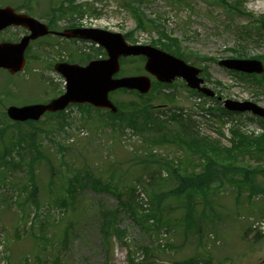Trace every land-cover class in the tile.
Instances as JSON below:
<instances>
[{"label": "rangeland", "instance_id": "obj_1", "mask_svg": "<svg viewBox=\"0 0 264 264\" xmlns=\"http://www.w3.org/2000/svg\"><path fill=\"white\" fill-rule=\"evenodd\" d=\"M69 1L0 0V7L19 8V12L48 23L54 31L74 27L121 34L131 31L126 39L129 44L142 42L174 56L178 53L183 56L180 59L202 69L204 85L222 99L247 100L264 107L263 80L217 64L224 58L252 59L264 55V27L258 21L264 18V0H133V7L139 8L142 17L152 21L146 22L145 28H136L133 11L123 4L126 0ZM238 1L243 12L232 7ZM60 4L67 9L76 7V12L59 14V10L53 9L56 20L50 23V9H58ZM25 33L21 27L8 28L0 33V40L15 42ZM71 42L49 35L40 37L29 44L21 73L10 75L0 69V129L4 131L0 132V156L2 148L8 149L6 164L0 163V249L5 244L8 263L182 264L191 257L195 264H264V229L263 236L257 238L252 227L264 221V173L255 171L251 175L261 189L251 199L246 196L247 185H239L238 191L228 176L222 186L214 183L210 191L201 193L204 202L200 194L193 195L189 218L184 216L185 197L164 194L176 185L167 162L194 172L200 171L203 164L197 153L172 140L182 129L169 119L171 112L188 127V134L196 138L207 135L206 141L226 149L236 140L232 131L247 139L260 137L259 118L249 113L241 118L231 116L232 123L226 131L221 102L210 99L206 104L214 114L204 129L200 113L193 105V92L182 79H176L169 86L155 84L153 92L143 97L131 91H115L111 95L122 114L130 106L150 101L154 105L153 115L166 121L164 130L160 127L155 132L135 133L125 128L129 126L124 121L111 118L105 111L80 105L71 106L62 116L59 115L63 113H46L36 122L17 124L8 120L4 114L8 106L44 103L63 92V81L52 70L55 63L71 61L84 65L103 55V50L94 44L77 43V47ZM54 43L57 44L49 46ZM143 63L139 58L126 59L120 63L119 75L143 74ZM261 76L264 78V72ZM126 116L130 118V114ZM243 120L249 126L239 123ZM162 130L171 141L153 145L150 137ZM20 140V147L13 145ZM256 146L257 150L240 152L236 155L239 160L235 159L250 168L264 169V149L260 142ZM154 148L159 151L157 156L152 155ZM223 150L222 161L226 157ZM10 160L19 164L12 166L7 162ZM84 171L91 172L95 190L90 185L91 177L84 182ZM162 171L166 175H161ZM236 178L240 179L241 174ZM109 180L120 189H127L129 199L148 209L151 216L160 213L162 223L153 227L152 219H147L149 227L144 230L127 213L119 211L115 195L96 187ZM142 184L140 195L135 186ZM67 194L73 198L72 207L64 208L60 200L68 198ZM25 199V205H17ZM105 211L115 213L117 227L125 231L122 240L110 234L103 243L100 227ZM144 247L149 251L145 252Z\"/></svg>", "mask_w": 264, "mask_h": 264}, {"label": "water", "instance_id": "obj_2", "mask_svg": "<svg viewBox=\"0 0 264 264\" xmlns=\"http://www.w3.org/2000/svg\"><path fill=\"white\" fill-rule=\"evenodd\" d=\"M23 26L30 33L18 43L0 42V68L10 73L21 70L24 66V50L30 40L44 36L50 31L47 25L26 15L16 13L9 6L0 7V30L7 26ZM55 34L66 38L90 39L98 42L107 52V59L90 61L85 66L69 63H57L55 69L66 79L65 92L47 104H32L22 107L10 106L8 116L13 120H37L46 111L63 110L69 104L88 103L95 108H116L108 99V93L118 88L138 89L141 93L149 92L150 79L147 76H130L113 78L119 70V57L128 55L146 56L145 70L153 74L158 81L170 83L175 77H182L190 88L196 89L207 96L214 93L201 86L203 80L198 78V68L186 64L180 58L151 46L129 45L125 43L120 33L98 28H72ZM229 69L247 73H261L264 68L262 62L255 59H223L218 62ZM220 100L221 98L218 97ZM225 109L234 112L250 111L262 118L264 129V108L251 101L223 100Z\"/></svg>", "mask_w": 264, "mask_h": 264}, {"label": "trees", "instance_id": "obj_3", "mask_svg": "<svg viewBox=\"0 0 264 264\" xmlns=\"http://www.w3.org/2000/svg\"><path fill=\"white\" fill-rule=\"evenodd\" d=\"M72 1L73 0H70L69 2L71 3ZM27 2H32V0H27ZM132 2H133V0H126V2L123 4L129 6V9L133 11V15H134V18L136 20V28H145V23L147 22L148 24H151L152 21L150 19H144L141 15V12L139 11V8L133 7ZM232 7H235V9L237 11L243 12V10L240 9L241 5H240L239 1L236 3V6L233 4ZM53 9L59 10L58 11L59 14H63L65 11L76 12V7H73V9H67L60 4L58 9L57 8L50 9V17H49L50 23L51 22L53 23L52 20H56V14L57 13L55 14ZM258 21L262 25V27H264V18H259ZM131 33L132 32L129 31V33H127L126 35H129ZM176 55L183 58V56L178 54V53ZM257 58H261L264 60V55L258 56ZM204 59H208V58H204ZM237 74H241V73H237ZM251 77H252V79L255 78L256 80H261V79L264 80V78L262 76H260L261 78H258L257 75H251ZM163 86H169V85L163 84ZM193 92L198 94L195 91H193ZM169 99H170V101H172L173 96L170 97ZM215 101L217 102L216 99H215ZM87 108H91V107L87 106ZM153 108H154V106L150 103V101H148V102H144L140 106H138V105L130 106V110L126 111L125 114H122V112L120 111V109L118 107L117 113H115V114L109 113V116L111 118H114V119H119V121H121V122L124 121V123L127 124L134 131L149 130L150 132H152V131L155 132L160 127H163V130H164L165 129L164 125H165L166 121L163 122L162 120H159L158 117L156 118L153 115L152 110H151ZM131 109H132V111H131ZM127 113L130 114V118L126 116ZM169 119L179 123V125L181 126V129H182L180 132H177L172 137V140L179 147L187 148V149H190L192 152L197 153L199 155L200 159L203 161L201 170L198 172H194L195 170H189L187 167L185 168L183 166L178 168L177 166H174L173 162H172L173 165L170 164L169 162L166 163L168 165L167 166L168 170L174 176V179L176 181V185L174 186L173 189L165 192L164 194L175 193L180 197H185L187 209L185 210L184 216L189 218L190 214H189L188 210H191L193 208V202H194L193 199L195 196L200 194V197L202 198V200L204 202L206 199H205L204 195H202L201 193L210 191L213 188L212 184H214V183H217L218 186H220V185L222 186L223 181H224V179H226L227 176L229 177V180H231L230 183L236 185V188L238 191L241 190V187H239V185H247L246 187L248 190H247L246 196L248 199H251V197L254 194H256L258 192V190H261L258 187V185H256L254 183L251 175L254 174L255 171H261L262 173H264V169H260V167H251L250 168V167H248L249 165L240 164L238 162L239 159H238V157H236V155L240 152H243L241 154L252 153L253 152L252 148L254 150H257L256 143L258 144V142L261 143V145H262L261 149L263 150L264 149V135L263 134L258 138L247 139L246 136L239 134L237 131H232V134L235 136L236 140L233 142V145L231 148L226 149V148L220 147L219 144H216L214 141H212V142L206 141V139L204 137L196 138V137L192 136L191 134H188V130H187L188 127H185L186 125L181 120H179L180 117H178L177 114L171 113L169 116ZM27 122H32V121H26L25 123H27ZM60 126H62V123H60ZM5 128H7V127H5ZM37 129H39V128H37ZM163 130L161 132H158L157 136H151L150 137V142L153 145H158L160 143L171 141V139L168 140V136H167L166 132ZM0 132L1 133L4 132L3 129H0ZM18 134H19V131H18ZM33 141H35V140L33 139ZM21 142H22L21 140L19 142L17 141L15 143H13V145L14 146L18 145L17 147H20ZM207 145H208V147H206ZM35 146H36V144H35ZM222 149H224L223 151L226 152V157L223 158V161L221 160V157H220V153H221ZM1 152L3 153V155L1 154V156H0V163H2L4 165V164H6L5 158H6V154L8 153V149L2 148ZM235 158L238 160H236ZM7 162H9V164H10L11 160L7 161ZM17 164H19V163L18 162H12L11 163L12 166L17 165ZM29 171H32V169H29ZM84 173H85V176L83 178L84 182L89 179L88 177H91L93 180V184H90V185L94 189L96 181L91 176L92 175L91 172L90 171H84ZM238 174H241L240 179L236 178V175H238ZM151 180L152 179L150 177L149 181H151ZM234 181H237V183H235ZM76 183H77V181H76ZM79 184L84 186V184L81 181H79ZM143 184L135 186V190L138 193L143 192L142 191L143 190ZM96 187L97 188L102 187L103 190L110 192L113 195H115V197L118 199L119 211L122 210L125 213H127L131 217V219L139 227L143 228L144 230H147V228L149 227L148 222L145 221L147 219L148 220L152 219V221H153L152 226L153 227L162 223L163 220L161 218L160 213H158V215L156 217H154L153 215L151 216V214L149 212L148 213L146 212L148 209H143L141 206H139V204H137V203L134 204L129 199V197L127 195V192H128L127 189H125V188H124V190L120 189L118 186L115 185L113 180H109V182H107L105 185H102V186L96 185ZM70 190H71V188H70ZM132 190H134V187ZM262 190H264V189H262ZM74 193H75V187L72 185L71 194H74ZM193 195H195V196H193ZM67 196H68V198H62L60 200V202L64 208H66L67 205L72 207V204L70 202L73 201V198L69 194H67ZM153 197H157V194L153 193ZM238 197H239V192L236 194L235 199H237ZM27 200L28 199L22 200L21 202H18L17 205L21 207V206L25 205V201H27ZM204 205H205V203H203V207H204ZM103 219L104 220H103L101 227H100V230H102L103 243H104L105 237L109 236L110 234L111 235L114 234L117 237H119L120 240H122V238L124 237L125 231L121 230L117 227V225H116L117 219H116L115 213L105 211L103 213ZM191 222L193 224H195L197 226V229L199 230V226H198V223L196 222V220L193 221V219H192ZM262 236L263 235H261L259 233L256 235L257 238H260ZM106 245H107V243H106ZM144 250H145V252L149 251L145 247H144ZM1 256H5V255L1 254ZM182 264H195V263H194V261H192V258L189 257L188 259L183 261Z\"/></svg>", "mask_w": 264, "mask_h": 264}, {"label": "flooded vegetation", "instance_id": "obj_4", "mask_svg": "<svg viewBox=\"0 0 264 264\" xmlns=\"http://www.w3.org/2000/svg\"><path fill=\"white\" fill-rule=\"evenodd\" d=\"M263 261H264V258H263Z\"/></svg>", "mask_w": 264, "mask_h": 264}]
</instances>
